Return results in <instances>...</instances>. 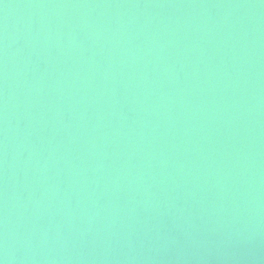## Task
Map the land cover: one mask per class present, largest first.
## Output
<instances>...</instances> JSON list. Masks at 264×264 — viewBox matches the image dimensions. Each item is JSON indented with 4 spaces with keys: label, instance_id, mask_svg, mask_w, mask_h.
I'll use <instances>...</instances> for the list:
<instances>
[{
    "label": "bare ground",
    "instance_id": "bare-ground-1",
    "mask_svg": "<svg viewBox=\"0 0 264 264\" xmlns=\"http://www.w3.org/2000/svg\"><path fill=\"white\" fill-rule=\"evenodd\" d=\"M0 264H264V0H0Z\"/></svg>",
    "mask_w": 264,
    "mask_h": 264
}]
</instances>
